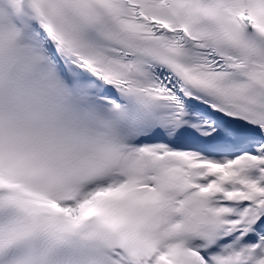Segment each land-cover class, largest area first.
I'll return each mask as SVG.
<instances>
[{
    "label": "snow or ice",
    "instance_id": "1",
    "mask_svg": "<svg viewBox=\"0 0 264 264\" xmlns=\"http://www.w3.org/2000/svg\"><path fill=\"white\" fill-rule=\"evenodd\" d=\"M0 264H264V0H0Z\"/></svg>",
    "mask_w": 264,
    "mask_h": 264
}]
</instances>
